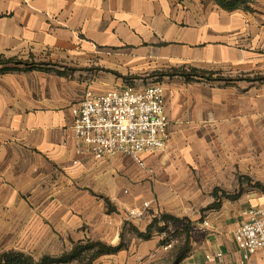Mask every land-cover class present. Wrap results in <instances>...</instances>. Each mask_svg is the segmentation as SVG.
<instances>
[{
  "label": "crops",
  "instance_id": "1",
  "mask_svg": "<svg viewBox=\"0 0 264 264\" xmlns=\"http://www.w3.org/2000/svg\"><path fill=\"white\" fill-rule=\"evenodd\" d=\"M235 1L227 10L218 0H0V255L53 242L117 247L125 233L128 245L94 264H172L163 233L133 230L191 212L181 264H215L206 256L218 252L226 264H264L260 253L245 260L234 239L264 192L207 210L215 187L264 185V82H252L264 77V0ZM192 70L221 80L152 76ZM156 84L171 141L146 157L148 170L123 155L77 154L72 110L87 94ZM205 199L202 215L193 209ZM146 203V219L126 221Z\"/></svg>",
  "mask_w": 264,
  "mask_h": 264
},
{
  "label": "built area",
  "instance_id": "2",
  "mask_svg": "<svg viewBox=\"0 0 264 264\" xmlns=\"http://www.w3.org/2000/svg\"><path fill=\"white\" fill-rule=\"evenodd\" d=\"M72 115L77 154L96 161L123 155L140 169L148 170L146 157L166 153L171 141L165 92L160 84L144 89L126 87L103 95L89 93L72 110ZM150 207L151 204L146 203L143 209L128 211L126 221L146 219ZM243 216L245 220L234 234L235 242L245 260L256 253L264 259V208L250 207ZM204 224L209 225L208 222ZM173 246L171 241L164 250ZM206 260L226 264L223 252L208 255Z\"/></svg>",
  "mask_w": 264,
  "mask_h": 264
},
{
  "label": "trees",
  "instance_id": "3",
  "mask_svg": "<svg viewBox=\"0 0 264 264\" xmlns=\"http://www.w3.org/2000/svg\"><path fill=\"white\" fill-rule=\"evenodd\" d=\"M219 3L227 10H234L241 6V2L235 1V0H230V1H224V0H218ZM18 64H23V63H18ZM7 71V70H4ZM192 74H188L185 72H174V73H168V74H154L153 76H168V77H173V76H180L182 78H185L186 80L190 81L191 78H197L199 80H204L207 82H214V81H219L221 80L220 77L215 78L216 74L215 73H206L203 71H198V70H192ZM252 82H264V77L263 76H256ZM250 181V179H245ZM251 182V181H250ZM252 183V182H251ZM255 186L262 190L264 192V186L260 183H256ZM222 192L219 189H216L213 193L216 202L212 205H210L207 210H212L216 209L220 206V195L219 193ZM243 191L239 192L236 195H228L227 193H223V195L230 200H236L242 195ZM108 203V211L111 213L115 209L112 207L111 203L107 201ZM175 220L179 221L177 219H174L170 215H162L160 218H156L153 220L152 224L148 227L146 233H140L138 230L132 228V230L135 232V234L142 238V239H149L151 234H152V229L154 227L159 228V233H165L166 232V226L169 224V221ZM159 227L160 225H162ZM193 225L188 224L186 226V240L182 247H179L177 252L174 255L173 263L172 264H181L182 261H184L187 258L188 252H189V244H190V234L192 230ZM125 231V230H124ZM124 233H122L123 236ZM123 248V244L121 243L117 247H112V246H107L104 243L101 242H91L87 241L86 245H83V243H79L75 245L70 253H65L64 255L60 257H51V256H44L42 257L39 262H36L34 257L31 255L25 254L23 252L19 251H11V252H6L0 255V264H70L74 261H77L78 257L82 255L84 252L92 250L94 252V259L104 255V254H116L119 251H121Z\"/></svg>",
  "mask_w": 264,
  "mask_h": 264
},
{
  "label": "rangeland",
  "instance_id": "4",
  "mask_svg": "<svg viewBox=\"0 0 264 264\" xmlns=\"http://www.w3.org/2000/svg\"><path fill=\"white\" fill-rule=\"evenodd\" d=\"M4 63H5V61L0 59V67H3ZM188 74H192V72H188ZM144 80H145V84L151 83V82L147 81V78H145ZM253 182L254 181H252V183ZM247 184L248 185H246L245 187H243V185L241 183L238 186H233V187H230L227 189L226 188L224 189L223 187H215V188L222 191V192H220V193H222L221 197L219 196L220 199H222V197L226 198L223 195V193H227V192H230V195H236L238 193V191L239 192H241V191L246 192V191H252L255 189L263 192L262 190L257 188L255 186V184H251V183H247ZM210 188H214V187H210ZM207 193L209 194L210 192H207ZM220 193H219V195H220ZM206 201L207 200L205 199L204 202L201 203L198 208H194L193 210H200V213L203 215L206 207L208 206V205H206L203 207V205L206 204ZM189 209H192V208H189ZM162 215H170V214H162ZM170 216L173 217L174 219L179 220V221H175V220L169 221V224L166 226V232L163 233V235H162L163 240L166 242V244L171 242V241L174 242V246L164 254L165 258L163 261H173L174 255L177 252L178 248L182 247V245L184 244V242L186 240V229H185L186 226L190 223H191V225L195 224V222L193 221L194 216L192 215L191 212H189L188 215L183 216V217H175L173 215H170ZM161 226H163V224L160 225L159 227H161ZM129 229H131V228H129ZM153 230L158 232L159 228L154 227ZM125 235L126 234L124 233L122 236L123 246H127L128 243L130 242V238H127L128 236L126 237ZM74 245H75V243L74 244H72V243L62 244V242H61L60 244H57V243L53 242L52 244H50L48 249L38 250V251L36 250V251L32 252L31 254H32V257H34V259L36 260V262H39V260L44 256L60 257V256L64 255L65 253H70L72 251ZM83 245H86V243H83ZM93 256H94V252H92V250L84 252L82 255H80L78 257L77 261H74L70 264H94L95 261H93V259H94Z\"/></svg>",
  "mask_w": 264,
  "mask_h": 264
}]
</instances>
